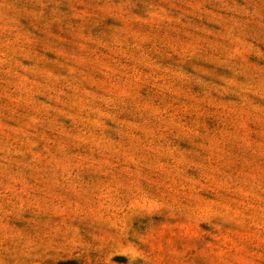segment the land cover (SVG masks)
<instances>
[{
	"label": "rangeland",
	"instance_id": "rangeland-1",
	"mask_svg": "<svg viewBox=\"0 0 264 264\" xmlns=\"http://www.w3.org/2000/svg\"><path fill=\"white\" fill-rule=\"evenodd\" d=\"M0 264H264V0H0Z\"/></svg>",
	"mask_w": 264,
	"mask_h": 264
}]
</instances>
